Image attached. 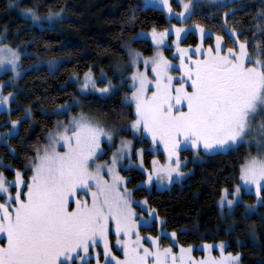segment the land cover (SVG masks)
<instances>
[{
	"label": "snow or ice",
	"instance_id": "1",
	"mask_svg": "<svg viewBox=\"0 0 264 264\" xmlns=\"http://www.w3.org/2000/svg\"><path fill=\"white\" fill-rule=\"evenodd\" d=\"M19 2L8 0L7 6L18 7ZM177 2L182 10L174 13L170 0H145L146 5L166 9L169 19L179 17L181 24L163 30L153 26L148 32H137L130 41H125L128 67L133 70L127 76L121 71L119 85L113 84L103 70L99 81L91 69L82 77L73 76L80 81L82 94L99 93L103 97L115 95L118 87L130 82L127 86L131 91L124 94L122 103L130 106L134 119L108 125L97 116L81 111L69 115L67 122L57 121L56 127L49 130L46 143L34 146V155L26 166L30 175L0 162V168L14 173L9 180L0 171V234L4 238L0 242V264H74L77 259L79 264H86L85 256L89 260L94 258L95 264H240L241 253H225L224 241L203 244L205 256L200 259L193 257V245H181L177 252L171 244L162 246L159 236L147 237L150 246L145 244V237L139 231L141 224L151 226L153 219L163 221L154 209L146 207V199H133L135 189L127 187L131 178L119 171L120 167L140 168L145 175L142 185L151 184L154 179L157 183L165 180L171 183L185 175L182 169L186 158H181L184 150L215 154L241 145H254L256 153L249 151L238 166L240 183L231 192L221 189L219 203L222 207H233L244 189L254 190L258 202L264 204V9L254 17L255 42L250 51L249 38L241 39L243 30L236 26L241 21L235 19V13L242 9L227 8L236 0H209L217 9H226L219 27L232 39L231 47L224 46V35L213 33L204 24L185 25L183 22L192 15L193 0ZM20 12L43 28L62 17L63 7L57 11L49 8L45 16L38 14L37 6L21 8ZM189 31L198 32L201 40L194 49L180 45ZM257 32L261 35L259 40L255 39ZM170 35L175 37L171 44L166 39ZM213 36L214 43L204 48L202 41ZM148 38L155 49L153 55L144 56L131 47L132 42ZM3 39L4 34H0V70L12 71L11 82L21 75V56L26 54V49L22 52L19 46L13 48L3 43ZM171 47L176 49L174 55L179 56L177 76L171 74L176 65L163 51ZM55 63L49 61L50 70ZM141 63L143 71L139 67ZM9 82L0 81V106L10 113L6 106L14 93H3ZM100 82L102 86H98ZM72 106H79V101L58 105L56 114L66 113ZM24 111V118H30V109ZM117 115L121 120L125 118L122 110ZM5 123L11 127L0 133V143L8 146L9 138L19 134L21 120ZM120 131H130L140 141L149 139L150 151H158L162 145L164 161L153 156L151 167H145V149L134 148L133 141L125 137H121L109 160L98 161L97 157L105 151L102 141L111 146ZM9 153L15 154V148L9 147ZM133 154L139 157L137 165L131 162ZM126 157L129 164L122 165ZM229 195L231 199L227 198ZM133 205L145 207L148 215L137 212ZM251 227L254 234L255 227ZM110 235L115 236L114 244ZM170 236L175 242L176 232ZM101 244L102 251H98ZM113 247L122 251V256H117ZM214 248L219 251L218 256L212 254Z\"/></svg>",
	"mask_w": 264,
	"mask_h": 264
},
{
	"label": "trees",
	"instance_id": "2",
	"mask_svg": "<svg viewBox=\"0 0 264 264\" xmlns=\"http://www.w3.org/2000/svg\"><path fill=\"white\" fill-rule=\"evenodd\" d=\"M7 4L8 0H0V10L6 11ZM20 5L37 6L38 13L42 15H46L49 8L57 11L62 6L67 15L53 27L41 28L23 18H17L9 26V42L19 46L22 52L26 49V54L21 56L23 74L18 81L11 112L0 113L2 128L10 126L6 121L21 120L19 134L9 138L8 146L0 145V158L4 165L11 164L13 168L23 169L30 175L26 166L34 155V146L46 143L49 130L56 127L58 116L52 110L79 95L73 76H82L89 69L95 77L101 70L112 75L114 66L123 67L129 62L125 41L153 26L158 30L164 29L170 22L163 10L145 6L143 0H21ZM232 7L242 9L235 13V19L241 21L236 26L243 30L241 39L245 36L249 38V50L252 51L251 44L255 42L253 32H256L254 17L264 9V0H237ZM133 16L134 20L131 19ZM222 17L219 11L212 18L203 14L198 19L200 24L213 32L225 34L219 27ZM229 19L231 21L232 17ZM255 39H261L259 32ZM211 41L212 38L207 39V42ZM198 42L196 33L183 40L184 44ZM131 47L143 55L152 54L154 50L150 39L134 41ZM54 60L58 61L57 66L50 70L45 62ZM10 74L7 72L0 79ZM130 91L125 85L123 90L108 97L87 95L83 109L107 124L128 123L135 116L130 114V106L122 101L124 94ZM25 109H30V118H24ZM121 110L125 113L122 120L117 115ZM119 133L134 137L130 131ZM134 140L136 145H150L148 139L140 141L134 137ZM9 147L15 148V154L9 153ZM249 151L255 154V146L241 145L226 152L205 155L201 162L190 161L192 172L182 181L174 182L169 189L148 191L145 187H135L133 199H146L147 206L154 209L163 221L160 223L154 219L153 225L141 226V232L159 236V242L164 246L171 242L173 231L180 246L193 245L197 248L200 243L224 241L227 252L241 253L242 264H264V204L258 202L254 193L243 192V201L238 202L230 213L222 211L219 205L221 189L232 190L238 183V166ZM182 152L190 157L193 155L189 149ZM157 154L163 156L161 152ZM153 155L152 151L146 150L148 166ZM0 170L9 179L14 177L8 168ZM125 173L131 178L130 187L145 177L139 169ZM250 205L255 207L250 209ZM144 215L147 216L148 212ZM197 253L202 251L197 249Z\"/></svg>",
	"mask_w": 264,
	"mask_h": 264
},
{
	"label": "rangeland",
	"instance_id": "3",
	"mask_svg": "<svg viewBox=\"0 0 264 264\" xmlns=\"http://www.w3.org/2000/svg\"><path fill=\"white\" fill-rule=\"evenodd\" d=\"M20 1H21V0H20ZM236 1H237V0H236ZM170 3L172 4V8H173V12H174V13H175V12H180V11L182 10L181 7H180V5H179V3L177 2V0H170ZM193 4H194V6H193V9H192V15H191V18L183 22L185 25H192L194 22H195V23H199V19H198V17H199L200 15H203V14H204V15H208V17L212 18L216 13H219V11H221L222 14H224V12H225V10H226L225 8H219V9H217V7H216L214 4L209 3V0H193ZM143 5H145V6H152V4H150V3L146 5L145 0H143ZM232 6H233V4H229V5H227V8H232ZM152 7H154V6H152ZM21 8H26V7H22V6L20 5V2H19L18 7H13V8H9V7H8V8L6 9V11H1V10H0V34H4V39H3L2 42H3V43L10 44L11 47H13V48H16L17 46H13V45L9 42V37H8L9 26H10L11 24H13V22H15V20H16L17 18L28 19V20H30V21L32 22V24H34L33 21H32V19H31V17H25V16H23V15L21 14V12H20V9H21ZM155 8H158V9L163 10V11L165 12V14H166V12H167V10H166V9H163L162 6H156ZM38 14H39V13H38ZM39 15H40V16H45V15H42V14H39ZM66 17H67V15H66V13L63 11V15H62L61 18H57V19L51 21L49 24H46L45 26H50V27L56 26L58 22H60L62 19L66 18ZM166 17H167V19H168L169 22H170V25H169L168 27H166V28H169L172 24H176L177 26H180L181 21H180L179 17H173L172 19H169L168 16H167V14H166ZM34 25H37V24H34ZM37 26H39V25H37ZM45 26H44V27H45ZM160 30H163V29H160ZM210 30H211V29H210ZM148 31H149V30L144 31V32H148ZM211 31H212V30H211ZM212 32H213V31H212ZM192 33H196V35H197V37H198V39H199V42H198V43H201V40H200V37H199V33L196 32V31H189V32H188L187 34H185V35L183 36V38L181 39V41H180V45H181V47H188V46H191L193 49L195 48V45H196V44H191V43H190V44H184V43H183V40H185V39L188 37V35H190V34H192ZM213 33H215V32H213ZM221 35H224V38H225V45H224V46H225V47H231V46H234L233 43H232V39H231L230 37H228L226 34H221ZM148 39H150V38H148ZM166 39H167V42H168L169 44H171V41H172L173 39H175V37L172 36V35H170V36L167 37ZM207 39H208V37H206V38L202 41V44H203V47H204V48H207L209 44H213V43H214V36L212 37V41H211V42H207ZM150 41H151V39H150ZM151 42H152V41H151ZM206 42H207V43H206ZM152 45H153V44H152ZM154 51H155V49L153 50L152 54L144 55V56H151V55H153ZM163 51H164V55L167 56L169 60H172L173 63L176 65V67H173V68L171 69V74H172L173 76H177V75H178V72H179V67H178V66H179V56H178V54H177V55H174V53H176V49H175L174 47H171V48H164ZM54 61H55L56 63H55V65H54L53 67L57 66V63H58V61H56V60H54ZM45 64H47V65L49 66V61L45 62ZM139 67H140V70H141V71L144 70V65H143L142 63L140 64ZM122 70H123V74H124V76H127V75H129V74L131 73V71H132L133 69H132L131 67H128V62H127V63L124 64L123 67H122V65H121V66H119V65L114 66V67H113V73H112V75L107 74L105 71H103V72H104V74H105L108 78L111 79V81H112L113 84L119 85V84L121 83V75H120V73H121ZM20 71H21V75H22V74H23V70L21 69ZM91 71H92V70H91ZM7 72H11V74H10L7 78L0 79V81L9 82L10 77L13 76V73H12V71H11L10 69L7 70V71L0 70V77L3 76V75H4L5 73H7ZM92 73H93V71H92ZM100 73H101V72H100ZM100 73H99L98 77H96L98 81H99ZM93 74H94V73H93ZM21 75H20L19 77H16V79H15L14 81H11V82L7 83L6 86L3 88V93H4L5 95H7L9 92H13V93H14V98L10 101L9 105L6 106L7 108L12 109V102H13V101L15 100V98H16V94H17V90H18V81H19ZM81 77H82V76H81ZM72 79H73V78H72ZM73 80H74V79H73ZM74 81L77 82V87H78V91H79L80 81H76V80H74ZM177 82H178V81H177ZM129 83H130V82L125 81V85H126V86H127ZM102 85H103V82H100V83L98 84V86H102ZM129 88H130V87H129ZM121 90H123V87H118V89L116 90V92L121 91ZM128 93H130V92H128ZM87 95H95V96H98V97H103V96H101L99 93H91V92H89V93H84V94H82V93L79 91V95L75 96L71 101L67 102L69 105H73L74 102L78 100V101H79V106H72V107H70V109H69L68 112H66V113H62V114H60V115H57V114H56V111H55V110L57 109V107H55V108L52 110V112L58 116L57 121H65V122H67V120H68V118H69V115H77V114H78L79 112H81V111H84L85 113L89 114L88 112H86V111L83 109V107H84V98H85ZM109 96H110V95H109ZM106 97H108V96H106ZM64 104H65V103H64ZM60 105H62V104H60ZM74 107L77 108V110L74 111V110H73ZM3 111H7V110H5V107H4V106H0V113L3 112ZM89 115L94 116V115H92V114H89ZM106 124H107V123H106ZM108 125H111V124H108ZM10 127H11V125H10L9 127L2 128V126H1V124H0V133L8 131ZM18 130H19V126H18ZM121 137H125V136L121 135V134L118 132V133L115 135V137H114V142L111 144V146H109L107 142L102 141V147L105 149V151H104V153H103L102 155H99V156L97 157V160H98V161H106V160H109L110 157H111V155H112V153H113V152L117 149V147L119 146V143H120V139H121ZM125 138L131 139V140L133 141L134 148H144V149H145L144 154H143V156H144V166H145V167H151V160H152V157H153V156H156L157 159L160 160L161 162L164 161V153H163V147H162V145L158 146V147H159V150H158V151H152V152L154 153V155L151 156V158H150V166H148V165L146 164V150H149L150 147H151V145H149L148 147L144 146L143 143H141V144H139V145H136V144H135L134 137H131V138H129V137H125ZM136 138H137V137H136ZM148 140H149V139H148ZM149 141H150V140H149ZM1 144H2V143H0V145H1ZM60 150L62 151L63 149L61 148ZM187 150H188V149H187ZM189 150H191V149L189 148ZM158 152H161V153L163 154V156L160 157V156L157 154ZM209 154H212V153H205L204 151H200V152L197 154V153H194V152H193V155L190 157L189 155H186V154H184L183 152H181V158H182V159L186 158V161H185V167L182 169V170L185 172V175H184L183 177L178 178V179H174L171 183H169V182L166 181V180H165L163 183H157V182L155 181V179H154L153 182H152L151 184H143V185H142V182L145 180V177H144V179H142L141 181H138L137 184H135V186H133V187H130V186H129V181H128V182H127V187L130 188V189H135V187H145L148 191H152V190H154V189H159V190L169 189V188L171 187V185H172L174 182L182 181L183 179H185V178H186V177L192 172V166H189V162H190V161H192V162H201V161H203V160L205 159V155H209ZM0 162H2V159H1V158H0ZM131 162H132L133 165H137V164H139V157H137L136 155L133 154V155L131 156ZM2 164H3V162H2ZM121 164H122V165H128V164H129V159L126 157V158L121 162ZM131 169H139V170H140V168H138V167H129L127 170H125L123 167H120V168H119V171H120V174H121V175L126 176V177H129V174H126L125 172H129V170H131ZM0 171H2V170H0ZM5 176H6V175H5ZM6 178L9 179L8 177H6ZM12 179H13V178H11V179H9V180H12ZM238 183H240V181H238ZM141 185H142V186H141ZM11 190H12L13 192H15V188H12ZM228 190H229V189H228ZM232 190H233V189H232ZM232 190H229V192H231ZM243 192H247V191H245L244 189H242L239 202L243 201V195H242ZM252 193H254V190L252 191ZM84 195H85V193H81V196H84ZM227 198H228V199H231L232 197L229 195ZM219 200H220V199H219ZM237 203H238V202H237ZM237 203H235L234 206L231 207V208H229L227 205H224V206L222 207V206L220 205V203H219V205H220V208H221L222 211H225V210H226V212L230 213V212L234 209V207L236 206ZM137 206H138V205H133V207L136 208V211H137V212H142L143 214H145V212H146L145 207H141V206H138V207H137ZM146 207H148V206H146ZM140 209H143V210L141 211ZM137 219H139V217H137ZM153 220H154V219H153ZM153 220H152V222H151V225H153V222H154ZM141 226H144V225L141 224ZM141 226H140V228H139V231H140L141 236L145 237V239H144L143 242H144L145 244H149V246H150V241L147 239V237L152 236V234H151L150 232H145V233L141 232ZM110 240H111V242L114 244V243H115V236H114V235H110ZM0 242H4L3 234H0ZM159 243H160V242H159ZM160 244H161L162 246H164L162 243H160ZM170 244L173 246V250H174V251H177V252L179 251V246H180V245H178L176 239H175V242H173V239H171V242H170L168 245H170ZM203 244H205V243H200L199 245H197V248H196V246H193V247H194V250H193V252H192V255H193V257H195L196 259H200V258H202V257L205 256V252L202 250V245H203ZM207 244H214V245H215V244H217V243H207ZM168 245H166V246H168ZM175 247H176V248H175ZM184 247H187V246H184ZM197 249L201 250L202 253H197V254H196V250H197ZM97 250H98V251H102V244L97 246ZM113 251L115 252V254H116L117 256H122V251L118 250L117 248L113 247ZM224 251H225V253H227L226 249H224ZM212 254H213L214 256H218V255H219V251H218L217 249L214 248L213 251H212ZM101 259H103V258L101 257ZM85 261H86V264H95V259H94V258L91 259V260H89V259H87V257L85 256ZM74 264H79V260L77 259L76 261H74ZM240 264H242L241 261H240Z\"/></svg>",
	"mask_w": 264,
	"mask_h": 264
}]
</instances>
